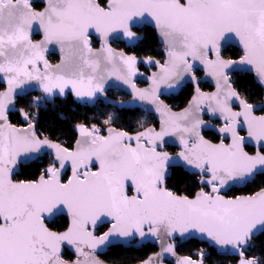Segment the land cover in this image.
I'll return each mask as SVG.
<instances>
[{
    "label": "snow or ice",
    "instance_id": "6c2138e0",
    "mask_svg": "<svg viewBox=\"0 0 264 264\" xmlns=\"http://www.w3.org/2000/svg\"><path fill=\"white\" fill-rule=\"evenodd\" d=\"M149 39L159 48L138 57ZM233 45L238 57L225 55ZM138 65L155 69L144 89ZM241 74L264 88V0H0V264H104L98 252L136 237L160 245L140 264H208L204 249L177 256L193 238L234 264H264V101L236 86ZM113 79L158 123L85 119L72 143L38 129L43 100L95 101ZM185 93L182 110L165 103Z\"/></svg>",
    "mask_w": 264,
    "mask_h": 264
},
{
    "label": "trees",
    "instance_id": "16d2710c",
    "mask_svg": "<svg viewBox=\"0 0 264 264\" xmlns=\"http://www.w3.org/2000/svg\"><path fill=\"white\" fill-rule=\"evenodd\" d=\"M148 35H151V30H147ZM143 34V33H142ZM159 45L152 39H149L146 45H141L136 49L135 54L138 57H143L146 54H152V49H158ZM128 51V50H127ZM129 53L133 54L131 51ZM225 55L229 57H238L240 55L239 50L235 47H231L226 51ZM54 59V58H53ZM233 80L236 82V86L242 91L247 92L249 97L254 103L258 104L263 99V88L257 85L254 77L249 74H241L234 76ZM0 87H2L0 85ZM203 90H206V85H203ZM189 95L187 93L179 96H171L165 99L173 109L182 110L186 106ZM18 107H23V104L18 103ZM34 112L39 113L38 129L45 133L55 137H59L61 140L67 143H72V128L77 123L84 122L87 119L89 122H102L103 119L110 114H114L115 124L117 128L135 129L137 127L136 122L142 121L148 126L155 123L154 118L151 114L142 113L140 110L135 109H115L107 105L96 104L94 107L81 106L76 104L72 98L65 100H55L53 103H44L39 109H34ZM11 121L15 124H20L19 115L13 114ZM251 150V149H250ZM19 179L28 178L31 176H20ZM170 183H175L172 181ZM188 183H192L189 181ZM184 185H182L183 187ZM250 191V190H249ZM236 195L247 194V192H237ZM65 220H60L56 228L63 229ZM261 237L255 241L257 246L260 245ZM200 249H204L209 252L208 264H234V261L230 257L220 256L216 254V250L210 248L203 242H197L195 240H188V242L180 243L177 246V253L183 256H191L193 259L196 258V254ZM156 251V246L151 244H144L141 249H130L125 247H112L111 250L102 257L109 263L113 264H134L144 260L148 255ZM255 254L259 255V252Z\"/></svg>",
    "mask_w": 264,
    "mask_h": 264
},
{
    "label": "water",
    "instance_id": "95a60500",
    "mask_svg": "<svg viewBox=\"0 0 264 264\" xmlns=\"http://www.w3.org/2000/svg\"><path fill=\"white\" fill-rule=\"evenodd\" d=\"M37 2H39V0H37ZM33 35H38V36H40L39 34H37L35 31L33 32ZM41 37V36H40ZM41 39V38H40ZM117 42H120V43H122V44H124V42L123 41H117ZM125 45V44H124ZM53 46H50V51H49V53H53V54H56L57 56H58V58H59V53H58V51H51V48H52ZM126 47V46H125ZM232 47H236L238 50H239V48L237 47V46H235V45H233ZM118 51V50H117ZM240 52V51H239ZM49 53H47L46 55H48ZM50 63V62H49ZM58 63H59V60H58ZM138 68H139V71L141 72V73H143L144 75L143 76H141V75H137L134 79H135V81H136V86H137V88H140V89H144V88H147L148 86H149V81L148 80H146L145 79V77H147L148 75H150V73H151V71H154L155 69H148L147 68V66H144V65H138ZM140 68H142V69H144V70H149L148 71V74L147 73H145V72H143L142 70H140ZM202 75V74H201ZM255 80V79H254ZM138 82H142V83H144V86H142V87H139L138 86ZM210 87H211V91H214V86H213V84L212 83H210V82H208V81H205ZM257 85H259L258 83H256ZM3 86H5L6 87V85H3ZM107 89H111V90H119V91H121V92H123L125 95L127 94L129 97L127 98V100H114V99H111L110 97H108L107 95H106V93H105V95L104 96H98L97 97V99L95 100V101H90V102H81V101H77L76 100V98L71 94V93H69V95L73 98V100L77 103V104H79V105H88L89 107H92V106H94V103L96 102V101H100L103 105H109V106H111V107H113V108H118V109H125V110H127V109H135V110H140L141 112H143V113H147V114H151V115H153L154 116V118H155V120H156V123H158V115L156 114V113H154V112H152L150 109H151V106L150 105H147L146 103H143V102H140V101H136V100H134L133 99V96L131 95V89L130 88H128V86L127 85H124V84H122V83H120V82H118V81H115L114 79L113 80H110L109 82H108V85H106V90ZM205 92H207V91H205ZM31 93H41V92H39L38 90H31ZM263 93H264V88H263ZM42 94V93H41ZM171 96H175V95H170V94H165V97L164 98H169V97H171ZM67 97V96H66ZM66 97H56V99H64V98H66ZM55 98H53V99H46V101L47 102H52L53 100H54ZM262 101H264V94H263V100ZM165 103H167V102H165ZM259 103H261V102H259ZM168 104V103H167ZM123 105V106H122ZM186 106H187V104H186ZM185 106V107H186ZM174 110V109H173ZM234 110H239V106H238V104L234 107ZM174 111H176V110H174ZM180 111V110H179ZM20 119L22 120V117L20 116ZM212 124L215 122L214 120H212V121H210ZM152 126V125H151ZM206 131H210V132H212V133H214L215 135H216V133L214 132V131H212L211 129H207ZM176 148L177 150H179V147H178V145L177 144H175V143H170L168 146H167V148ZM174 154V153H173ZM69 174H70V172H69ZM100 226H98V228H99ZM189 240H195V241H197V242H202V241H200L199 239H197V238H193V239H189ZM144 242H146V243H149V244H151V245H153V246H156V251H155V253L156 252H158L159 250H160V245H159V243L157 242V243H152L151 242V239H149V240H145V241H143V242H141L140 241V238L139 237H136L135 239H133L131 242H128V241H125V240H123V238H118V242L117 243H114L113 245H109L108 247H106L102 252H98V255H100V253H104V252H106L109 248H111L112 246H123V247H126V248H140L141 247V245L142 244H144ZM184 242H188V240H186V241H183V242H181V243H184ZM203 243H205V244H207V242H203ZM155 253H153V254H155ZM153 254H151V255H153ZM216 254H218V255H220V256H226V255H221L220 253H218L217 251H216ZM150 256V255H149ZM177 256H179V257H183V255H180V254H178L177 253ZM226 257H229V256H226ZM176 258L177 257H175V256H170V255H166L165 257H164V259H163V264H175V261H176ZM102 260V259H101ZM103 261V260H102ZM104 262V264H108V263H106L105 261H103ZM137 264H140V263H137Z\"/></svg>",
    "mask_w": 264,
    "mask_h": 264
},
{
    "label": "flooded vegetation",
    "instance_id": "af4514ba",
    "mask_svg": "<svg viewBox=\"0 0 264 264\" xmlns=\"http://www.w3.org/2000/svg\"><path fill=\"white\" fill-rule=\"evenodd\" d=\"M33 38L35 39V40H39L41 37L40 36H38V35H33ZM93 44H94V46L95 47H99V43H98V41L97 40H93ZM112 47L113 48H115L116 50H118V51H122V50H124V51H127L128 49L125 47V45L124 44H122V43H120V42H117V41H114L113 43H112ZM129 54H131V53H129ZM47 58L49 59V62H50V64H53V65H55V64H57L58 63V60H59V58H58V56L56 55V54H53V53H49L48 55H47ZM54 58V59H53ZM140 70H142L143 72H145V73H147L148 74V71L147 70H144V69H142V68H140ZM138 84V86L139 87H142V86H144V83H142V82H138L137 83ZM203 85H206V90H204V91H207V92H210L212 89H211V87L206 83V82H204L203 83ZM2 87H5V86H3V85H1ZM106 95L108 96V97H110L111 99H114V100H127V98L129 97L127 94L125 95L123 92H121V91H119V90H111V89H107L106 90ZM264 94V93H263ZM31 95H32V97H35V96H41L42 94L41 93H31ZM72 98L69 94L67 95V97L66 98H64V99H54L52 102H47L46 100H43L42 102H44V103H53L55 100H65V99H67V98ZM170 98V97H169ZM164 99H168V98H164ZM72 100H73V98H72ZM263 100V99H262ZM74 101V100H73ZM75 102V101H74ZM262 102V101H261ZM76 103V102H75ZM77 104V103H76ZM96 104H102L100 101H96L95 103H94V105H96ZM259 104V103H258ZM79 105V104H78ZM103 105V104H102ZM82 106V105H81ZM83 106H88V105H83ZM105 106V105H104ZM107 106H109V105H107ZM18 107V106H17ZM89 107V106H88ZM92 107H94V106H92ZM111 107V106H110ZM19 108V107H18ZM113 108V107H112ZM116 109H118V108H116ZM175 110V109H174ZM176 111H179V110H176ZM143 113V112H142ZM145 114H147V113H145ZM150 114V113H149ZM153 118H154V116L153 115H151ZM19 119H20V116H19ZM20 121H22L21 119H20ZM154 121H155V123H156V120H155V118H154ZM215 123L216 122H214L213 123V125H215ZM18 126H19V124H18ZM151 126V125H150ZM209 132V138L210 139H212V138H214L216 135L214 134V133H212V132H210V131H208ZM214 142H218V140H214ZM251 149V148H250ZM249 149V150H250ZM167 150L170 152V153H175L176 151H178L176 148H167ZM105 231H107V226L106 225H103V226H100L99 228H98V232L99 233H103V232H105ZM144 244H149V243H146V242H144ZM144 244H142L141 245V247L140 248H138V249H141L143 246H144ZM112 247H116V246H112ZM111 247V248H112ZM121 247V246H120ZM123 247V246H122ZM111 248H109L106 252H104V253H100V255H98V257H99V259H102L103 261H105L106 263H108V264H111V263H109L108 261H106L105 259H103L102 257H104L110 250H111ZM126 248V247H125ZM134 248V247H133ZM133 248H130V249H133ZM134 249H136V250H138L137 248H134ZM155 253V252H154ZM153 254V253H152ZM151 255V254H150ZM149 256V255H148ZM147 256V257H148ZM146 257V258H147ZM145 258V259H146ZM141 262V261H140ZM140 262H137V263H140ZM137 263H134V264H137ZM113 264V263H112Z\"/></svg>",
    "mask_w": 264,
    "mask_h": 264
}]
</instances>
